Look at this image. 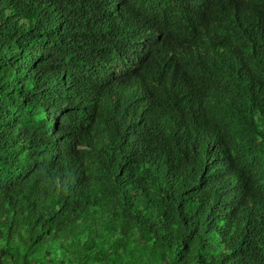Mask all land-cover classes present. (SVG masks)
Wrapping results in <instances>:
<instances>
[{
	"label": "clouds",
	"instance_id": "1",
	"mask_svg": "<svg viewBox=\"0 0 264 264\" xmlns=\"http://www.w3.org/2000/svg\"><path fill=\"white\" fill-rule=\"evenodd\" d=\"M75 8L0 0V264H264V0Z\"/></svg>",
	"mask_w": 264,
	"mask_h": 264
},
{
	"label": "trees",
	"instance_id": "2",
	"mask_svg": "<svg viewBox=\"0 0 264 264\" xmlns=\"http://www.w3.org/2000/svg\"><path fill=\"white\" fill-rule=\"evenodd\" d=\"M28 3H31V0H27ZM86 2V0H80L81 6ZM26 0H20V4H25ZM41 3H43V0H41ZM77 3V0H66V4L68 7L72 9V12H76L75 5ZM127 11V6L125 8ZM18 23L21 22V20H17ZM26 22V21H24ZM62 27V25H61ZM49 40L48 36H44L41 40V43L46 42ZM8 65L7 59L0 55V71L6 70ZM23 90V86L19 80L15 83L9 82L5 79L4 76H0V115H7L9 112V105L15 103V95H19ZM25 102H27V98H25Z\"/></svg>",
	"mask_w": 264,
	"mask_h": 264
}]
</instances>
